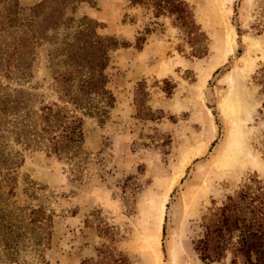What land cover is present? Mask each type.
I'll return each mask as SVG.
<instances>
[{"label":"rangeland","instance_id":"obj_1","mask_svg":"<svg viewBox=\"0 0 264 264\" xmlns=\"http://www.w3.org/2000/svg\"><path fill=\"white\" fill-rule=\"evenodd\" d=\"M40 1L0 0V102L22 93L34 111L58 102L47 67L55 48L35 41L26 55L30 66L17 68L14 46L29 37L31 9ZM183 1L193 31L156 16L149 1L78 5L75 23L94 21L96 35L119 47L106 70L112 108L102 118L83 117L76 155L33 145L19 135L21 115L0 111V218L13 226L16 241L7 252L0 236V264H155L145 239L158 225L170 179L199 144L206 153L190 159L168 194L160 264H173L171 257L174 264H229V257L202 262L194 244L204 218L228 197L247 188L264 197V0ZM227 26L235 46L225 56ZM246 53L249 66L241 60ZM226 99L240 108L245 162L261 170L213 169L229 130Z\"/></svg>","mask_w":264,"mask_h":264},{"label":"trees","instance_id":"obj_2","mask_svg":"<svg viewBox=\"0 0 264 264\" xmlns=\"http://www.w3.org/2000/svg\"><path fill=\"white\" fill-rule=\"evenodd\" d=\"M146 1L151 3L156 16L167 14L181 27L194 30L191 13L183 0H129L133 6L144 5ZM82 2L41 0L31 9L27 23L29 37L14 46V54L21 59L17 68L26 65V55L33 54L36 42L55 48L47 54V67L51 69L58 102L37 111L31 110L30 99H24L22 93L0 102L3 114L21 115L17 118L19 135L35 146L46 142L48 151L56 156L76 155L84 142L83 117L102 118L114 102L107 89L106 70L110 52L119 43L114 38L96 35L97 24L86 17L75 23L72 15ZM201 227V238L195 242L194 251L202 262H220L229 257V264H264L262 193L254 194L247 188L228 197L204 218ZM13 235V226L0 218V236L7 252L16 249Z\"/></svg>","mask_w":264,"mask_h":264},{"label":"bare ground","instance_id":"obj_3","mask_svg":"<svg viewBox=\"0 0 264 264\" xmlns=\"http://www.w3.org/2000/svg\"><path fill=\"white\" fill-rule=\"evenodd\" d=\"M234 46H235V40H234L233 30L232 28L231 29L228 28L227 33L225 35L224 55L226 56L227 54L231 53L234 49ZM241 60L245 64H247V66H249V53H246L241 58ZM228 102L227 99L222 102V105L223 106L225 105V108L224 109L222 108L223 109L222 116L224 120L227 121L229 124L228 135L225 144L223 146V149L220 151V153L217 155L214 161L213 169L215 170V172H220L224 170H229L230 172V169H232L236 175L239 172L238 169H240V171H243V169L244 170L246 169V166H249L251 168H256L257 170H261V167L256 165L254 161L249 160L248 164H246L245 162V159L249 157V154L242 147L241 139L239 136L240 127L236 126L240 108L238 105L232 104V101L228 100ZM206 151H207V146L204 144H199L197 147L190 149L184 156L183 159L184 164L179 166L178 170H176V173H174V175L170 179L167 194L160 202L158 208V218H159L158 225L154 231V234L152 236L151 235L148 236L145 239L146 248L153 253L154 256L153 259L155 264H160V260H161V253L159 250V238L161 236V227L164 220V211H165L168 194L173 188V186H175L179 182L180 178L184 175L185 166L189 163L190 159L201 157L206 153ZM171 262L174 264L173 257H171Z\"/></svg>","mask_w":264,"mask_h":264}]
</instances>
